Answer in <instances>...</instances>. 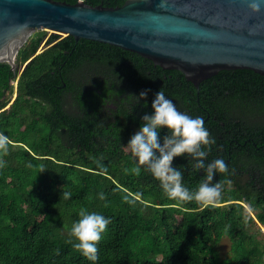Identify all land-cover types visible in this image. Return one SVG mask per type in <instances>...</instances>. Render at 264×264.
I'll use <instances>...</instances> for the list:
<instances>
[{"label":"trees","instance_id":"trees-1","mask_svg":"<svg viewBox=\"0 0 264 264\" xmlns=\"http://www.w3.org/2000/svg\"><path fill=\"white\" fill-rule=\"evenodd\" d=\"M15 63L0 62V135L9 145L0 153V264H93L66 242L81 208L111 218L95 264L262 263L264 239L252 233L247 207L264 225V75L222 69L196 88L133 51L46 30L28 38ZM144 89L147 106L135 96ZM158 90L204 118L215 139L207 161L229 166L214 177L222 184L215 206L168 199L143 168L125 172L135 163L126 143ZM173 165L190 189L204 179L183 156ZM223 237L226 257L215 247Z\"/></svg>","mask_w":264,"mask_h":264},{"label":"water","instance_id":"water-1","mask_svg":"<svg viewBox=\"0 0 264 264\" xmlns=\"http://www.w3.org/2000/svg\"><path fill=\"white\" fill-rule=\"evenodd\" d=\"M249 0L84 1L0 0V62L16 68L20 47L38 30L119 46L165 69L181 71L196 88L222 69L264 75V6Z\"/></svg>","mask_w":264,"mask_h":264},{"label":"clouds","instance_id":"clouds-1","mask_svg":"<svg viewBox=\"0 0 264 264\" xmlns=\"http://www.w3.org/2000/svg\"><path fill=\"white\" fill-rule=\"evenodd\" d=\"M264 6V0H249L248 7L256 13ZM150 89H144L135 95L138 102L143 100L147 106ZM152 111L144 113L138 129L131 134L126 143L134 166L125 172L139 175L142 168L159 181L160 187L168 199L180 202L195 201L204 206H215L221 198L222 184L213 182L218 173H228L229 166L223 158L207 161L210 146L215 139L210 136L202 116H191L180 111L174 101L164 91L158 90L151 100ZM164 131V135H161ZM9 149L7 137L0 135V153L7 154ZM183 156L192 165L193 170H204V179L195 189L183 183V171L173 165L175 157ZM0 160V167L5 165ZM64 199L71 197L70 192L62 193ZM100 200L105 193L99 192ZM127 200V197H124ZM111 218L100 212L81 208L78 219L69 230L67 243L80 252L89 261L95 262L98 257V244L102 234L110 224Z\"/></svg>","mask_w":264,"mask_h":264},{"label":"rangeland","instance_id":"rangeland-1","mask_svg":"<svg viewBox=\"0 0 264 264\" xmlns=\"http://www.w3.org/2000/svg\"><path fill=\"white\" fill-rule=\"evenodd\" d=\"M40 31V30H38ZM36 32V31H35ZM50 32V31H48ZM247 214L249 217L254 219L253 224L250 229L252 233H254L257 238L261 240L264 239V231L262 230L263 225L255 219V211L247 207ZM220 257L229 256L231 253V241L228 237H223L216 245H215ZM261 264H264V259Z\"/></svg>","mask_w":264,"mask_h":264},{"label":"built area","instance_id":"built-area-1","mask_svg":"<svg viewBox=\"0 0 264 264\" xmlns=\"http://www.w3.org/2000/svg\"><path fill=\"white\" fill-rule=\"evenodd\" d=\"M263 225V224H262ZM262 230L264 231V225H263V227H262Z\"/></svg>","mask_w":264,"mask_h":264}]
</instances>
